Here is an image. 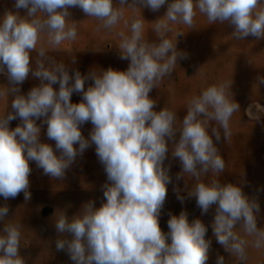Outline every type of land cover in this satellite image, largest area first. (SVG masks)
<instances>
[{
	"label": "clouds",
	"instance_id": "1",
	"mask_svg": "<svg viewBox=\"0 0 264 264\" xmlns=\"http://www.w3.org/2000/svg\"><path fill=\"white\" fill-rule=\"evenodd\" d=\"M165 4V15L153 22L159 42L146 41L142 9L157 12ZM14 8L25 9L26 15L9 10L0 17V74L6 73L14 96L11 111L0 117V196L14 199L23 192L29 200V161L45 175L63 179L77 156L94 144L107 176L102 185L104 201L100 207L92 200L86 202L71 218L62 212L54 223L63 237L55 241L56 249L66 251L73 264H206L212 241L205 238L207 227L200 219L189 222L181 211L170 215L167 233L160 228L171 183L170 165L164 161L171 151L182 165L177 180L189 174L197 181L188 195L196 198L202 214L216 205L213 235L225 251L236 253L241 261L247 258L248 241L235 231L238 223L247 236L254 237V247L264 246V230L257 227L258 201L237 184L200 179L209 171H224L213 136L219 141L222 129L227 138L229 121L239 110V104L229 98L232 82L209 86L193 97L179 128L176 113L167 108L156 111L157 101L149 95L172 74L178 58H186L177 50V39L167 38L170 23L191 28L198 11L210 24L232 26L236 40L249 35L264 39V0H14ZM70 8L81 9L109 30L120 22L125 9L140 10V17L130 23L131 34L120 33V59L130 61L126 71L109 67L99 74L75 71L70 75V69L49 59L42 47L32 68L31 53L42 34L53 46L76 38ZM30 73L40 83L20 94L19 86ZM87 80L93 83L85 90ZM257 81L264 85V77ZM73 93L82 95L81 102L71 101ZM17 117L21 123L10 128ZM86 122L93 126L88 138L81 132ZM43 125L48 139L55 141V151L40 140ZM8 212L7 205L0 206V222ZM19 229L18 224L3 227L0 264H26L20 255ZM216 264H224V257L218 256Z\"/></svg>",
	"mask_w": 264,
	"mask_h": 264
},
{
	"label": "rangeland",
	"instance_id": "2",
	"mask_svg": "<svg viewBox=\"0 0 264 264\" xmlns=\"http://www.w3.org/2000/svg\"><path fill=\"white\" fill-rule=\"evenodd\" d=\"M166 11L167 4L157 12L148 8L142 9L146 41L159 42L152 31L153 22L163 17ZM71 12L77 30L82 26L85 33L82 37L83 49L76 52L67 51L60 55L46 54L47 57L57 63H63L70 69V75L75 71L82 75H87L90 71L99 74L101 70H107L109 67L126 71L130 61L120 59V33L125 36L131 34L130 23L134 18L140 17V10L125 9L120 22L110 30L100 27L101 22L95 18L81 14L79 8L72 9ZM170 28L167 38L173 42L177 39V50L185 53L186 58H178L172 74L160 80L156 88L149 93L150 97L157 101L155 110L167 108L175 112L178 118L176 126L179 128L193 97L199 96L209 86L232 82L229 98L233 97L239 104V110L233 113L229 121L230 134L227 138H224L222 129L219 141L213 136L214 144L225 162L224 171H209L200 179L203 182L219 179L221 183L241 186L246 196L258 201L260 211L257 214V227L264 230V85L257 81L258 77H264V39L249 35L244 40H236L231 35L232 26L219 22L210 24L206 16L198 11L193 27L170 23ZM43 35L45 34L41 36ZM64 47L68 49L71 45L67 43ZM32 58V68L35 69L36 61L40 57L37 55ZM26 82L24 86H19L20 94L26 95L32 87L40 83L39 78L32 76ZM92 83V80H87L85 90ZM53 87L58 90L59 85ZM9 90L7 87L0 90V117L11 111L14 96ZM81 100V94H72L73 103H79ZM20 123L17 117L10 122L9 127L14 129ZM37 124H40L39 120ZM213 126L219 127L215 122ZM92 127L91 122L81 126L85 138L89 137ZM46 132L47 126L43 125L40 140L50 144L55 151V141L49 140ZM164 164L170 165L171 183L167 185L166 200L160 212L161 230L165 233L169 231L170 215H179L181 211H185L189 222L200 219L207 227L205 238L210 239L212 243L206 264H216L218 256L224 257V264H264V246L254 247V237L247 236L239 228V223L235 231L248 241L245 247L247 258L241 261L236 253L225 251L213 235L212 223L216 205H212L207 213L202 214L196 198L188 195V192L194 190L197 181L189 174H183L184 178L177 180L182 165L179 158L172 156L171 151L167 154ZM29 166L31 198L25 200L23 192L14 199L5 200L0 196V206L7 205L9 208L7 217L0 222V235L3 234L5 225H20V255L26 259V264H73L66 251L56 249L55 241L63 237H59L54 223L62 212L71 218L79 214L86 202L92 200L96 207H100L104 201L102 185L107 182V176L96 156L95 145L77 156L75 162L65 171L63 179H53L50 175H45L43 169L37 167L34 161H29ZM177 190L179 195L184 197L183 203L177 198Z\"/></svg>",
	"mask_w": 264,
	"mask_h": 264
},
{
	"label": "crops",
	"instance_id": "3",
	"mask_svg": "<svg viewBox=\"0 0 264 264\" xmlns=\"http://www.w3.org/2000/svg\"><path fill=\"white\" fill-rule=\"evenodd\" d=\"M72 9H75V8H70L69 11H71ZM9 10L10 11H14V12L15 11H19V14L21 16L26 15V10L25 9L16 10L14 8V0H0V14H1L0 17H2L4 15L5 11H9ZM79 10H81V9H79ZM71 14H72V12H71ZM81 14H83L82 10H81ZM69 19L73 21V19L71 18V15H70ZM83 34H85L84 30H83L82 26H80V29L77 30V36H76V38L74 40L64 41L58 46L51 45L49 43V41H48L47 34H45V35L41 36V39H40V41L37 44L36 50L31 53V57L37 56L38 55V51H39V49L41 47L45 49L46 54L60 55V54L66 53L67 51H70V52L81 51L83 49V46H82ZM67 43H68V45H71V47L68 48V49H66L64 47ZM216 47L217 46H214V48H216ZM33 61L34 60L32 58L31 62H33ZM30 78H31V73L29 74L28 79H26L20 86H24L25 83H27L26 81H29ZM6 87L7 88H11L12 86L8 82L6 73L5 74H0V90H1V88H6Z\"/></svg>",
	"mask_w": 264,
	"mask_h": 264
}]
</instances>
